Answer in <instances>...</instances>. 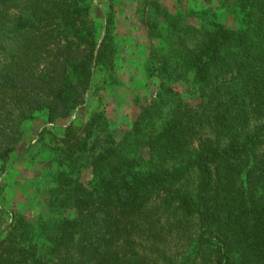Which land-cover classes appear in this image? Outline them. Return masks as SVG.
Listing matches in <instances>:
<instances>
[{
  "label": "trees",
  "instance_id": "1",
  "mask_svg": "<svg viewBox=\"0 0 264 264\" xmlns=\"http://www.w3.org/2000/svg\"><path fill=\"white\" fill-rule=\"evenodd\" d=\"M94 1L0 0V163L23 123L53 142L42 210L12 213L0 264H264V0H143L159 83L119 132L104 103L71 121L117 68L116 0L98 21Z\"/></svg>",
  "mask_w": 264,
  "mask_h": 264
},
{
  "label": "rangeland",
  "instance_id": "2",
  "mask_svg": "<svg viewBox=\"0 0 264 264\" xmlns=\"http://www.w3.org/2000/svg\"><path fill=\"white\" fill-rule=\"evenodd\" d=\"M223 1L225 0H181L180 3L192 9H216L224 4ZM161 2L172 11H177L180 7L177 0ZM94 3L97 6L94 14L98 21L102 16L100 9L103 10L105 2L95 0ZM142 3L143 0H116V28L113 37L117 50V68L107 80L100 72H96L95 85L99 89L96 91L92 87L84 105L75 111L71 121L77 125L84 124L93 111L102 109L104 103L103 109L110 127L116 132L125 130L140 108L155 97L159 81L149 78L142 64L147 57L149 44L145 30L139 29L141 14L136 13ZM220 15L223 22L233 25L234 14L223 12ZM100 101L102 105L99 107ZM42 127L41 120L23 123L25 133L22 146L18 147L5 164L0 163V234L11 222L12 213L27 214L35 219L42 210V194L47 189L48 180L41 176L50 165L48 151L41 152L42 142H49L53 146L49 134L38 140ZM30 145L31 151L23 153ZM87 180V175L81 178L82 182Z\"/></svg>",
  "mask_w": 264,
  "mask_h": 264
}]
</instances>
